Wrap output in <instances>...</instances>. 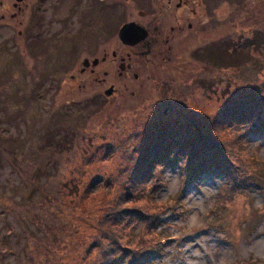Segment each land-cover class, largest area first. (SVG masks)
Here are the masks:
<instances>
[{"label":"rangeland","instance_id":"374dc122","mask_svg":"<svg viewBox=\"0 0 264 264\" xmlns=\"http://www.w3.org/2000/svg\"><path fill=\"white\" fill-rule=\"evenodd\" d=\"M210 1L199 36L183 43L185 49L176 45L175 57L146 70L141 83L117 79L110 95L101 78L112 66L100 60L88 67L84 60L102 59L117 35L96 48L98 38L88 30L76 41L38 40L39 54L19 48L14 74L0 80V264H92L104 242L126 248L134 232L148 237L134 220L137 208L130 209L129 223L117 212L127 155L147 134L180 129L193 144L201 134L209 137L208 125L219 116L251 112L255 118L258 110L264 116V0ZM119 22L114 14L108 23L114 33ZM45 26L51 32L59 24ZM66 26L75 29L76 21ZM256 30L262 37L251 40ZM217 41L224 46L209 54ZM2 57L0 66L7 64ZM210 61L242 64L215 67ZM259 131L244 140L257 154L264 152V127ZM180 173V166L168 168L162 179L156 199L172 179L179 189L171 209L158 215L157 248L144 264L258 262L264 255V172L241 179L247 181L226 206L219 201L221 169L194 179ZM192 215L196 225L188 223Z\"/></svg>","mask_w":264,"mask_h":264},{"label":"flooded vegetation","instance_id":"af4514ba","mask_svg":"<svg viewBox=\"0 0 264 264\" xmlns=\"http://www.w3.org/2000/svg\"><path fill=\"white\" fill-rule=\"evenodd\" d=\"M211 5L209 0H0V54L7 61L0 66V80L14 74L11 71L16 66L17 53L22 55L21 46L29 53L39 54L38 40L76 41L82 31L88 30L98 38L94 48L117 35L102 59L95 57L90 61L92 66L100 64V60L112 66L111 71H103L101 81L107 88L113 87L114 93L117 79L124 82L140 78L141 83L146 70L175 57L176 45L182 46L192 36H199ZM114 14L120 21L115 33L108 25ZM74 21L76 28H67L66 24ZM46 24L59 26L49 32ZM125 24L131 26L127 41L120 38ZM95 59L98 62L94 65ZM21 65L26 67L24 58Z\"/></svg>","mask_w":264,"mask_h":264},{"label":"trees","instance_id":"16d2710c","mask_svg":"<svg viewBox=\"0 0 264 264\" xmlns=\"http://www.w3.org/2000/svg\"><path fill=\"white\" fill-rule=\"evenodd\" d=\"M254 35L255 37H252L251 40H260L259 36L262 37V33L259 30H256ZM219 46L224 45L219 44V42L212 43L207 52L217 55L216 48ZM212 55L209 56L213 57ZM249 57L250 55L247 56V59ZM216 58L221 59L222 57ZM210 62L214 63L215 67H231L242 64V62L240 64ZM262 96L258 97L262 98ZM259 113L260 111L258 110L255 118H253L251 112L234 116L233 118L230 116H219L216 118L215 123L212 122L208 125L207 131L209 137L205 138V135L201 134L198 136L200 140L197 142L196 139H192L193 144L187 138L189 135L180 129H163L162 131H152L147 134L144 142L140 143L139 147H135L132 153L127 155L126 160L130 166L122 170L124 177L122 188L124 192L122 200H120L122 206L117 212L122 213L120 222L124 219L126 223L133 221L132 216L128 214L134 213L130 210L134 207H126V204L129 200H134L140 194L139 200H144L145 203L139 207H135L137 211L134 220L139 224L143 223V229L149 232V236L144 237L143 233H141L139 237L135 235V232L131 233V240L133 242L126 248H122V245L120 246L117 241L104 242L103 245H100V253L94 258V262H96L97 258H100L99 264H123L129 258L128 264H144L150 258L152 250L157 248L158 243V232H155V230L163 222L158 215L161 212L169 211L172 207L170 205L163 206V209L159 212H153L151 208L152 202L156 200L155 197L159 192L158 190L162 188V179L168 168L180 166V175L183 178L191 179L196 178L202 172L213 170L215 167L221 169L225 174V180L221 185L219 201L222 203V206H226L227 203L233 201L235 191L237 192V185L247 181L241 179L248 173H250L253 179L261 175L260 170L252 167L257 162L251 156L245 155V152L250 149L244 141L247 133L263 132L259 130L264 127V116H259ZM249 116L251 117L248 118ZM246 120L249 123L242 125ZM216 123L217 126L213 125ZM3 130L0 127V131ZM220 130L229 135L222 137L219 133ZM204 142H206L205 145ZM215 148L214 152L207 151V149ZM38 170L34 174H37ZM121 232L118 231L116 238L119 239ZM6 250H8L7 247L4 248V257H7ZM120 250L122 254L116 255ZM249 264H261V261L258 260V262L254 263L253 261H249Z\"/></svg>","mask_w":264,"mask_h":264},{"label":"clouds","instance_id":"9594fccd","mask_svg":"<svg viewBox=\"0 0 264 264\" xmlns=\"http://www.w3.org/2000/svg\"><path fill=\"white\" fill-rule=\"evenodd\" d=\"M245 155L251 156L257 163H254L252 167L254 169H258L261 172H264V152H261L259 154L255 152H251V150H248L245 152ZM179 189V181L177 179H172L170 183L167 185V190L165 195L162 197L154 200L152 202L151 208L153 212H159L163 209V206H169L175 203V193ZM144 200H129L126 204V207H139L140 205L144 204ZM188 207H192L191 204L187 205ZM200 207L202 208L203 205L201 203ZM211 207V206H210ZM264 207V206H262ZM204 215H207V211H204ZM189 225H196L198 223V217L196 215H192L189 218L188 221ZM204 226V225H199ZM257 259L264 262V255H260L257 257ZM219 264H228L227 261H221Z\"/></svg>","mask_w":264,"mask_h":264},{"label":"water","instance_id":"95a60500","mask_svg":"<svg viewBox=\"0 0 264 264\" xmlns=\"http://www.w3.org/2000/svg\"><path fill=\"white\" fill-rule=\"evenodd\" d=\"M130 29H131L130 24H125V25H123V27L120 29V38H122L124 41H127L126 37H127L128 32L130 31ZM84 61H85L84 63H85L86 66H89V65H90V61H89V59L86 58ZM97 62H98V59H95V60L93 61V64L95 65V64H97ZM105 93H106L107 95L112 94V93H113V87H109V88L105 91Z\"/></svg>","mask_w":264,"mask_h":264}]
</instances>
